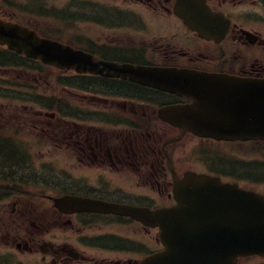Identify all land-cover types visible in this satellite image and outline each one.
<instances>
[{
    "label": "flooded vegetation",
    "instance_id": "obj_1",
    "mask_svg": "<svg viewBox=\"0 0 264 264\" xmlns=\"http://www.w3.org/2000/svg\"><path fill=\"white\" fill-rule=\"evenodd\" d=\"M0 20L145 74L59 67L0 44L18 60L0 68V264H144L166 245L136 213L177 206L189 172L264 194V168L243 164L259 143L185 129L203 119V97L173 84L264 79V0H0Z\"/></svg>",
    "mask_w": 264,
    "mask_h": 264
},
{
    "label": "water",
    "instance_id": "obj_2",
    "mask_svg": "<svg viewBox=\"0 0 264 264\" xmlns=\"http://www.w3.org/2000/svg\"><path fill=\"white\" fill-rule=\"evenodd\" d=\"M0 43L47 64L84 66V71L103 70L112 76L122 74L144 82L145 74L131 67L107 63L101 67L68 46L2 20ZM194 79L192 83L173 82L182 87L181 92L203 97L196 115L198 119L203 115V119L182 125L185 129L219 140H264V80ZM163 84L158 86L171 90ZM175 193V208L136 213L137 218L162 228L167 245L165 252L146 264H236L240 256L264 254V195L196 173L186 174L177 183Z\"/></svg>",
    "mask_w": 264,
    "mask_h": 264
},
{
    "label": "rangeland",
    "instance_id": "obj_3",
    "mask_svg": "<svg viewBox=\"0 0 264 264\" xmlns=\"http://www.w3.org/2000/svg\"><path fill=\"white\" fill-rule=\"evenodd\" d=\"M0 102L2 103L1 98H0ZM255 150H257V148H255ZM258 150H259V152H258ZM258 150L253 153L249 149L243 148V164L244 163H251L252 161L254 163H260L261 164V165H259V170H260L259 173H260L261 169L264 168L263 164L261 163V162H264V148L262 146H258ZM244 172H245V169H244ZM241 182H242V186L253 187L254 185H256V187H258L259 190L264 191V182H255L254 185L251 184L252 183L251 180H245L244 179Z\"/></svg>",
    "mask_w": 264,
    "mask_h": 264
},
{
    "label": "trees",
    "instance_id": "obj_4",
    "mask_svg": "<svg viewBox=\"0 0 264 264\" xmlns=\"http://www.w3.org/2000/svg\"><path fill=\"white\" fill-rule=\"evenodd\" d=\"M17 62H18V60L15 58L4 59V58L0 57V68L12 66V65H14V63L16 64ZM1 155L3 158H6V156L3 155L2 153H1ZM2 170H3V166L0 165V178H1ZM4 170H3V173H4Z\"/></svg>",
    "mask_w": 264,
    "mask_h": 264
}]
</instances>
